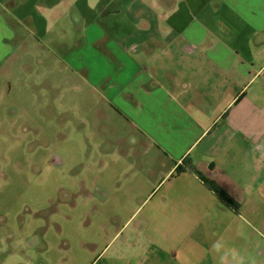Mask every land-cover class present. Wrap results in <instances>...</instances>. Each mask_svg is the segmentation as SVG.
I'll list each match as a JSON object with an SVG mask.
<instances>
[{
	"label": "crops",
	"instance_id": "obj_1",
	"mask_svg": "<svg viewBox=\"0 0 264 264\" xmlns=\"http://www.w3.org/2000/svg\"><path fill=\"white\" fill-rule=\"evenodd\" d=\"M46 37L100 198L125 206L109 264H264V0H0V76ZM209 236L229 244L188 243Z\"/></svg>",
	"mask_w": 264,
	"mask_h": 264
},
{
	"label": "rangeland",
	"instance_id": "obj_2",
	"mask_svg": "<svg viewBox=\"0 0 264 264\" xmlns=\"http://www.w3.org/2000/svg\"><path fill=\"white\" fill-rule=\"evenodd\" d=\"M39 43V59L0 76V264H109L125 206L100 198L91 157L99 142L80 139V82L48 75V38ZM190 242L203 255L229 244L221 236Z\"/></svg>",
	"mask_w": 264,
	"mask_h": 264
},
{
	"label": "trees",
	"instance_id": "obj_3",
	"mask_svg": "<svg viewBox=\"0 0 264 264\" xmlns=\"http://www.w3.org/2000/svg\"><path fill=\"white\" fill-rule=\"evenodd\" d=\"M209 185V188L214 192L216 193L224 202L226 203H230L228 198L220 191L218 190L217 188H215L213 185L211 184H208Z\"/></svg>",
	"mask_w": 264,
	"mask_h": 264
}]
</instances>
